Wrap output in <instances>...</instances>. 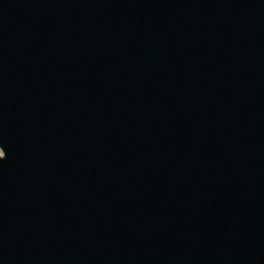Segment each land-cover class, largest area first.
I'll use <instances>...</instances> for the list:
<instances>
[{
  "label": "water",
  "instance_id": "1",
  "mask_svg": "<svg viewBox=\"0 0 264 264\" xmlns=\"http://www.w3.org/2000/svg\"><path fill=\"white\" fill-rule=\"evenodd\" d=\"M0 264H264V0H0Z\"/></svg>",
  "mask_w": 264,
  "mask_h": 264
},
{
  "label": "clouds",
  "instance_id": "2",
  "mask_svg": "<svg viewBox=\"0 0 264 264\" xmlns=\"http://www.w3.org/2000/svg\"><path fill=\"white\" fill-rule=\"evenodd\" d=\"M4 158H5V156L2 159H0V160H3Z\"/></svg>",
  "mask_w": 264,
  "mask_h": 264
}]
</instances>
